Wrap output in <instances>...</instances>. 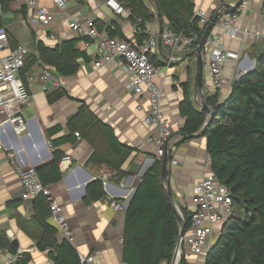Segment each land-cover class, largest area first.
Masks as SVG:
<instances>
[{"label": "crops", "instance_id": "0c3cea01", "mask_svg": "<svg viewBox=\"0 0 264 264\" xmlns=\"http://www.w3.org/2000/svg\"><path fill=\"white\" fill-rule=\"evenodd\" d=\"M68 7L64 10L56 7L52 0H38L39 5L50 7L54 14L51 23H29L25 16L30 10L19 0L12 1L9 9L3 11L0 6V28L8 33L9 45L22 44L30 54H37V42L44 41L54 46L64 40L81 38L78 32L72 31L66 25L67 19L80 12H88L96 19L103 21L120 20L127 38H134L137 27L125 16L116 14L106 0H67ZM239 0H194L195 7H202L209 14H214L224 4L237 6ZM263 0H248V5L240 10L238 25L252 30L264 31ZM26 13V14H25ZM160 29V22L147 24V31L152 33ZM226 45L240 49L246 54L242 68H250L256 59L251 54L253 47L261 49L262 39L242 38L232 39L223 35ZM77 47L89 54L90 60L79 59L80 68L75 75L65 77L64 88L69 95L50 103L48 94L39 80L43 70L40 62L35 63L25 74V80L32 93V102L22 108V115L28 121L27 133L16 132L9 123L0 127V232L5 234L9 243L16 248L21 247L30 255L27 264H56L49 251L38 248L44 231L39 226L36 211L32 202L23 199V184L18 167L40 166L51 160L53 148L47 136V129L61 125L63 130L58 136L67 132L69 118L77 112L83 102H86L93 112L104 122L110 124L119 139L136 148L125 165L131 173L121 182L114 181L115 172L104 164L89 162L93 146L81 137L76 142L61 146L66 157L61 160L60 167L64 172L61 181L49 187L58 203L62 206L67 220L75 232V242L72 243L80 254L94 256L90 264H126L123 261V236L125 233V212H116L111 207L113 200H128L141 181L142 172L153 165L156 158V146L145 144L150 135L157 134V128L145 123L147 102L127 88L129 76L122 70L118 62H108L102 67H95V45L86 47L81 39ZM185 50L178 51L184 55ZM184 52V53H182ZM190 51L187 50V53ZM7 51H0V56ZM167 49L159 46L154 53L158 62L166 59ZM187 56L173 63L171 73L177 78L182 68L187 70ZM233 63L225 67V75L233 74ZM193 98L201 106V95L193 88ZM230 88L220 93L225 98ZM207 93L212 94L209 90ZM183 98L181 87L169 84L162 99V107L170 117L175 135L181 132L184 118L179 112V104ZM144 105L142 109L138 105ZM6 119L0 115V124ZM180 140V139H179ZM107 149L106 139H103ZM207 141L204 136L193 138L173 146V156L178 164H171V186L173 198L181 210V206L191 209V196L198 181L210 172V158L207 151ZM17 154V165L8 156L9 151ZM65 157V158H66ZM96 179L103 182L105 196L102 199L86 202V188ZM50 221V220H49ZM58 230L54 235L57 241L66 239ZM14 242H17L14 244ZM10 252L8 247L0 246V263L3 256ZM188 264H205L206 255L186 253ZM163 264H170L164 262ZM173 264V263H171Z\"/></svg>", "mask_w": 264, "mask_h": 264}, {"label": "trees", "instance_id": "16d2710c", "mask_svg": "<svg viewBox=\"0 0 264 264\" xmlns=\"http://www.w3.org/2000/svg\"><path fill=\"white\" fill-rule=\"evenodd\" d=\"M12 1L14 0H0L2 10L9 9ZM155 1L163 24L168 23L174 32L187 37L197 33V39L189 48L190 52L194 50L205 31V28L199 26L194 0ZM122 2L131 10L126 19L132 23L140 19L135 24L138 28L136 39L147 37V24L153 20L154 15L145 0ZM262 9L264 11V0ZM227 10L237 12L238 8L234 6ZM120 20L106 22L96 19L95 22L98 29L110 37L126 39ZM81 39L83 38L67 39L54 46L39 40L37 54L29 52L25 59L22 77L25 78L26 72L37 62L43 67L51 68L58 75H75L80 68L79 59L90 60L87 51L76 46ZM262 43L260 52L254 57V69L236 78L225 98H221L219 92H205L206 103L214 112L204 134L210 158V172L230 187L234 206L233 214L223 225L220 235L208 251L205 264H264V38ZM16 46L11 45L12 48ZM187 58L192 59L194 56L187 53ZM151 61L160 64L156 56L152 55ZM191 71L188 66L186 77L179 79L177 76L178 84L175 85L183 91L179 112L184 118L180 131L185 133L200 132L208 117V111L202 110V106L193 98L194 79ZM68 95L66 88L60 87L51 90L48 98L53 103ZM66 128L67 132L60 136L58 134L63 130L61 125H55L46 131L53 154L51 160L37 167L38 175L45 185L50 186L63 179L64 172L60 162L66 157V153L61 146L76 142V132L93 146L89 162L111 168L115 172L114 181L121 182L131 173L125 165L136 148L122 142L114 128L96 115L86 102L69 118ZM103 139H106L107 149L104 148ZM176 143L179 144L180 140ZM169 156L172 159V151ZM104 196L102 180L96 179L88 184L86 202L90 203ZM32 205L36 211L37 222L44 231L38 245L39 250H48L56 264H87L81 261L79 252L70 241L64 239L59 242L54 238L58 228L51 219L47 197L38 196L32 201ZM181 210L187 231L192 223V211L186 206H181ZM180 229L181 225L175 208L168 199L167 187L162 178V159L156 158L153 165L141 176L125 211L124 263L171 264ZM0 246L8 247L10 252L17 249L1 232ZM29 261L30 255L26 253L22 264ZM179 264H188L186 255L182 256Z\"/></svg>", "mask_w": 264, "mask_h": 264}, {"label": "built area", "instance_id": "2783aa9c", "mask_svg": "<svg viewBox=\"0 0 264 264\" xmlns=\"http://www.w3.org/2000/svg\"><path fill=\"white\" fill-rule=\"evenodd\" d=\"M19 1L30 10V15L25 19L26 22L49 24L53 21L54 14L50 7L39 5L38 0ZM52 1L56 7L63 10L68 7L67 0ZM106 4L116 14L126 18L131 14V10L123 5L122 0H106ZM247 5L248 0H242L239 5H234L238 8L237 12L227 10L226 7H222L216 12L217 20L202 50L205 92L208 90L211 93L225 91L231 87L236 78L247 70L242 68L246 54L240 49L226 45L223 41L224 34L232 39L264 38L263 30H252L249 27L238 25L240 10ZM195 14L199 17V26L206 29L211 22L212 15L202 7L196 8ZM95 20L96 18L92 14L80 12L71 15L67 19L66 25L70 30L79 33L86 47L95 45V67H102L108 62H118L122 70L129 76L127 88L137 96L144 98L148 104L145 123L157 128V134L150 135L145 143L139 146V149H143L145 144H154L157 149L156 158L162 159L166 152H173V146L181 138L179 134L175 135L173 132L171 119L162 107V99L169 81L173 85L178 84L177 78L171 73V68L175 61L182 58L181 55H178V51L189 50L198 35L193 33L187 37L177 34L168 23H165L162 25L161 35L160 29H158L152 33L149 32V35L141 40H137L136 37L122 39L110 37L106 32L100 31ZM160 39L163 42L162 45L167 49V54L164 63L161 62L158 65L151 61V57L159 51ZM5 50L7 53L0 56V115L5 116L6 119L0 124V127L9 123L16 132L24 134L28 131V121L22 115V108L31 104L32 93L21 73L29 50L22 44L12 48L8 43L6 29L0 28V51ZM230 63L234 65L233 74L231 77H227L224 70ZM39 80L44 90L66 85L65 77L56 74L49 67H43ZM143 106L142 104L138 105V108L142 109ZM76 135L80 137L78 132ZM8 156L11 162L18 166L16 152L9 151ZM155 159H153V163ZM63 160H70V158L66 157ZM171 164H178V160L174 156L171 159ZM18 172L24 189L23 199L32 202L40 195L46 196L50 203L52 221L58 231L63 234L62 236L74 243L75 232L50 187L40 179L37 166L18 167ZM190 201L192 223L190 228L185 231L181 258L189 251L195 255H207L220 235L223 225L234 211L230 187L211 172L206 173L195 185ZM111 207L116 212H125L128 207L127 199L125 201L115 199L112 201ZM25 254L26 250L18 247L14 252L6 253L0 264H22ZM80 258L83 263L87 264L94 261L92 255L80 254ZM181 258L177 260L176 264H179Z\"/></svg>", "mask_w": 264, "mask_h": 264}, {"label": "water", "instance_id": "95a60500", "mask_svg": "<svg viewBox=\"0 0 264 264\" xmlns=\"http://www.w3.org/2000/svg\"><path fill=\"white\" fill-rule=\"evenodd\" d=\"M241 1L242 0H239L237 5H239L241 3ZM222 7L229 8V7H232V5L231 4H224ZM159 19H160V27H161L160 28V35H161L162 25H163L161 13H159ZM216 20H217V14L215 13L211 18V22L206 27L204 34H203L198 46L194 50H192L191 52L188 53L189 56H194L196 58L195 77H194L195 89L199 92V94L201 95V98H202V105H201L202 108L201 109L202 110L205 109L208 111V117H207V120H206V123H205L203 129L200 132H197V133L179 132L178 134L181 136L180 142H185V141L193 139V138H199V137L204 136L205 130L208 127V125H210L212 118L214 116L213 110L206 103L205 77H204L205 72H204V59H203L202 50H203L204 43L206 42ZM162 44H163V42L160 39V45H162ZM253 69H254V66L249 68V70L245 71V73L248 71H251ZM146 170L147 169H145L142 172V174H144ZM162 178H163V181L165 182V186L167 187L168 199H169L170 203L173 205V207L175 208L177 218H178L179 223L181 225V229L179 232V238L177 241V246H176L174 256H173V260H172V263L176 264L177 260H179L181 258V250L183 249V240H184V236H185L186 221H185V218L183 216L182 211L177 206V204L173 198V191H172V186H171V158H170L168 152H166L162 158ZM137 187H136V189H137ZM136 189H135V191H136ZM135 191H134V193H135ZM134 193L127 200V206L130 205V202L134 196ZM14 244H16V246L18 245L17 242H14Z\"/></svg>", "mask_w": 264, "mask_h": 264}, {"label": "rangeland", "instance_id": "374dc122", "mask_svg": "<svg viewBox=\"0 0 264 264\" xmlns=\"http://www.w3.org/2000/svg\"><path fill=\"white\" fill-rule=\"evenodd\" d=\"M145 2H146V4H147V6L149 7V9L151 10V12L153 13V15H154V17H153V20L151 21V22H149L150 24L151 23H154V25H155V27H156V25L158 24V22H160V19H159V13H161L160 12V10H159V8H158V6H157V3H156V1L155 0H145ZM135 22L136 23H134L133 22V24H137L139 21L138 20H135ZM185 52V53H184ZM184 52H182V53H184V55H182L183 57L185 56H187V50H185ZM260 52V49L259 48H257V47H253L252 48V50H251V54L253 55V57H255L256 55H257V53H259ZM187 67L186 68H188V66H190L191 67V69H192V71H191V77H192V79H194V77H195V67H196V58L194 57V58H192V59H187ZM255 63L256 62H254V64H253V66H255ZM251 68V67H250ZM246 69V68H245ZM247 70H249V67L247 68ZM246 70V71H247ZM245 71V70H244ZM185 73H186V71H185V69L184 68H182V71H181V73L179 74V75H177V76H179V79L181 78H185L186 77V75H185ZM232 76V75H231ZM178 79V78H177ZM178 87V86H177ZM182 211V210H181ZM183 213V212H182Z\"/></svg>", "mask_w": 264, "mask_h": 264}]
</instances>
